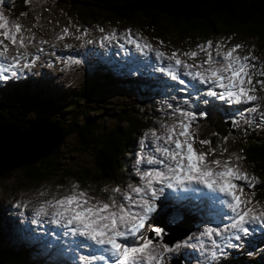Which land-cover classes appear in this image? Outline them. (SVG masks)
Segmentation results:
<instances>
[{"label":"rangeland","instance_id":"374dc122","mask_svg":"<svg viewBox=\"0 0 264 264\" xmlns=\"http://www.w3.org/2000/svg\"><path fill=\"white\" fill-rule=\"evenodd\" d=\"M11 2L0 0V93L13 79L28 83L30 93L38 91V85L44 95L49 89L75 91L83 95L78 104L83 115L78 119L101 116L104 126L113 124L109 116H118L120 108L129 114L147 109L153 119L166 118L163 125L156 123L136 138L132 158L125 163L131 175L128 181L123 186L100 183L102 194L93 192V184L78 186L72 176L78 170L94 171L91 154L76 144L74 135L61 140L59 156H54L57 170L47 172L44 179H28L21 164L17 165L23 158L16 154L10 165L3 166L7 174H0V244L25 242L34 253L45 250L59 258L68 252L69 264H173L174 260L175 264H223L233 259L264 264V227L258 230L264 224V200L246 208L249 187L255 186L256 178L239 158L251 139L264 140V48L260 39L236 32L201 36L168 26L162 34L159 30L145 32L136 23L114 22L105 14L98 18L82 15L78 10L83 5L74 0L46 4L37 0L27 14L17 17L10 13ZM108 72L112 84H103L94 92V79ZM123 83L131 86H120ZM149 85L157 87V92H150ZM218 91L230 102L228 119L233 123L228 121V127L234 132L224 139L226 149L211 152L190 130L211 93L218 95ZM144 94L154 99L139 108ZM237 103L245 106L237 109ZM28 122V134L3 131L2 141L24 138L41 146L55 139L28 158L37 157V161L62 133L46 116L34 113ZM191 169L199 178L185 181L173 193L198 199L211 192V184L223 183L226 194L199 199L197 209L206 214H200V222L183 236L191 219L170 202L174 196L170 201L165 197L174 190L173 183L186 178ZM193 185L198 186L194 193L180 192ZM161 199L171 205L160 212L157 224L179 228L168 226L174 230L166 233L161 229L160 236L166 240L150 231L151 214ZM248 218L258 226L252 227L253 234L237 238L224 250L233 235H242L240 228ZM218 221L221 227L236 228L221 234ZM174 235L178 236L168 241ZM218 238L221 244H216ZM142 240L140 247L128 248ZM215 252L221 256L215 259ZM63 259L67 264V258Z\"/></svg>","mask_w":264,"mask_h":264},{"label":"trees","instance_id":"16d2710c","mask_svg":"<svg viewBox=\"0 0 264 264\" xmlns=\"http://www.w3.org/2000/svg\"><path fill=\"white\" fill-rule=\"evenodd\" d=\"M35 1L37 0H12L8 8L12 15L19 17L27 14L33 7L31 3ZM49 1L42 0L43 4ZM74 1L83 5L78 10L82 15L98 18L100 14H105V18H110L114 22L129 21L136 23L137 27L145 32L154 33L159 30L162 34L166 26L184 33H199L201 36L217 35L221 32H228V34L236 32L243 37L259 38L262 42L261 48H264V0ZM165 22L168 24L164 25ZM101 78L94 79L92 85L94 92L101 90L103 84H112V77L109 72L104 73ZM135 84L138 83L135 82ZM34 85L36 84L34 83ZM123 85L131 86V83H123L120 86ZM150 87L149 85L148 90L150 92H157V87L152 86V89ZM37 88L38 91L30 93L27 92L28 83L13 81L8 88L0 93L3 99V104L0 105V133L3 131L6 133L10 131L27 133L30 130L28 118L34 113L54 120L62 132L59 141L57 140L59 144L56 149L43 153L37 161V157L28 159L26 156L22 160L23 163L20 168L28 179H44L47 177V172L56 171V158L54 156H59L57 152L61 145L60 142L63 138L74 135L76 144L82 150L89 151L94 165L93 174L87 169L72 173V176L75 175L78 186L88 188V185L93 184V192L97 194H102L101 189L98 190L100 183L123 186L131 176L125 163L132 158L136 138L140 134L154 129L156 123L163 125V119L166 118L153 119L147 109H142L136 114H129L120 108L122 111L118 116H109L110 120L113 119V124L104 126V120L100 118L101 116H96V118L95 116L84 115L85 118L78 119L79 116L83 115V109L79 110L80 106L78 105L83 98L82 94L75 91L69 93L49 89L48 93L44 95L39 85ZM143 96L145 98L140 100L139 108L144 107L142 104H149L151 99H154L148 94ZM228 104L225 101L211 98L204 106V111L192 124L193 127L190 131L194 139L199 143L206 142L211 152L226 149L224 139L233 134V129L227 125L228 121L232 123V120L228 119L230 112H232L228 109ZM235 106L237 109H242L245 103H237ZM230 107L234 108V106ZM40 119L38 117V120ZM15 151L18 153L20 150L15 149ZM239 158L244 165L248 166L256 178L255 186L249 188L251 195L248 198V206H251L264 200V140L251 139L239 152ZM4 165L7 166V164ZM3 168L6 167H0V172ZM199 221L198 217L197 223ZM164 231L165 233L168 232L167 230ZM178 235L169 237L173 240ZM24 243L11 244L7 242L0 244V264H64L62 261L64 259L57 256L52 257L48 251L42 250L40 253H34L35 249L26 248ZM223 264H242V262L236 263L233 259V261L230 260Z\"/></svg>","mask_w":264,"mask_h":264},{"label":"bare ground","instance_id":"6f19581e","mask_svg":"<svg viewBox=\"0 0 264 264\" xmlns=\"http://www.w3.org/2000/svg\"><path fill=\"white\" fill-rule=\"evenodd\" d=\"M40 138H42V137L40 136ZM57 139H58V137H57ZM13 141L14 140L9 139V141L5 140V141L0 142V167L4 166V164H8V163L12 162V160L14 159L12 157H14L16 154L20 155V156H26V158H29L27 156H33L37 152H40L42 147L47 148V146H49L50 143L53 144L52 141L54 142L55 139L49 140L47 142V144L41 145L44 142L43 141L42 143H40L41 146H39V145L37 146L36 141H33V144H32L33 146L31 145L30 142H28L27 140L25 141L24 139L20 140V141H17V140L14 142ZM17 144H18V146H16ZM24 146H26V147H24ZM15 149L16 150L19 149L20 151L18 153L16 151L14 152ZM20 158H25V157H20ZM12 164H14V162ZM159 188H161V186ZM197 188H198L197 185H193L191 188H188V186H185V190L180 188V192L190 191V192L194 193L197 190ZM197 193H199V192L197 191ZM223 197H225V196H223ZM223 202H225V201L222 200L221 206L223 207V209L227 210L228 208H227V206L225 208L224 204H222ZM162 229L163 230H166V229L170 230L168 228V226H166V225H163ZM170 234H173V233H170ZM161 239H165V238H161ZM175 263H177V262H175Z\"/></svg>","mask_w":264,"mask_h":264},{"label":"water","instance_id":"95a60500","mask_svg":"<svg viewBox=\"0 0 264 264\" xmlns=\"http://www.w3.org/2000/svg\"><path fill=\"white\" fill-rule=\"evenodd\" d=\"M229 124V123H228ZM227 124V125H228ZM231 125H232V123H231ZM231 127V126H230ZM59 128V127H58ZM231 129H232V127H231ZM59 131L61 132V129L59 128ZM28 132H30V131H28ZM232 132H234V130H232ZM2 133V132H1ZM0 133V136L3 134H1ZM62 133V132H61ZM28 134V133H27ZM9 139V138H8ZM60 139V138H59ZM0 140L2 141V136H1V138H0ZM5 140H6V138H5ZM0 141V142H1ZM59 141V140H58ZM58 141H57V144H58ZM56 144V145H57ZM43 145V144H42ZM56 145H53L52 147H50L46 152H50L52 149H54L55 147H56ZM24 147H26V146H24ZM45 152V153H46ZM44 153V154H45ZM17 155H15L14 157H12V158H15ZM18 157V156H17ZM20 157H23V156H20ZM19 157V158H20ZM39 158V157H38ZM18 159V158H17ZM24 159V158H23ZM23 159H21V160H19V163L17 164V165H20V164H22L23 163ZM10 165V164H9ZM12 167V163H11V166H9V168H11ZM8 170V168H6V169H3V170H1V172H0V174H3V173H5L6 171ZM166 209V208H165ZM165 209L163 210V212L161 213V214H163L164 213V211H165ZM166 212H168V210H166ZM160 213H158L155 217H154V219H152V220H154V222H153V225H152V227H151V229H150V231L151 232H153V234H154V236H155V233L157 234V238H165L166 239V237H162V236H160V230L162 229V227H163V225H165V224H161L160 222H159V224H157V221H160V220H158L157 219V217H159L160 215H161ZM191 218H192V221H191V223L188 225V229L185 231V233L183 234V236H186V235H188L189 234V232L194 228V226H195V224H196V221H195V217L193 216V215H191ZM168 226H174L175 227V229H179L178 228V226H176V225H172V224H170V225H168ZM163 230V229H162ZM167 231H169L168 229H166ZM174 230V229H173ZM163 232L165 233V231L163 230ZM180 234V233H179ZM150 238L151 239H153L151 236H150ZM153 240H155V239H153ZM169 240H170V238H169ZM168 240V241H169ZM175 262H176V260H174V262H173V264H175ZM178 264H182V263H180V261H179V263Z\"/></svg>","mask_w":264,"mask_h":264},{"label":"clouds","instance_id":"9594fccd","mask_svg":"<svg viewBox=\"0 0 264 264\" xmlns=\"http://www.w3.org/2000/svg\"><path fill=\"white\" fill-rule=\"evenodd\" d=\"M171 230H173V229H171ZM166 240V239H165Z\"/></svg>","mask_w":264,"mask_h":264}]
</instances>
